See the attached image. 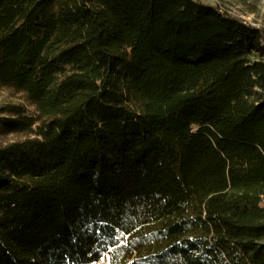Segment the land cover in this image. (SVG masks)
<instances>
[{
	"label": "trees",
	"instance_id": "obj_1",
	"mask_svg": "<svg viewBox=\"0 0 264 264\" xmlns=\"http://www.w3.org/2000/svg\"><path fill=\"white\" fill-rule=\"evenodd\" d=\"M0 264H264V31L201 0H0Z\"/></svg>",
	"mask_w": 264,
	"mask_h": 264
},
{
	"label": "rangeland",
	"instance_id": "obj_2",
	"mask_svg": "<svg viewBox=\"0 0 264 264\" xmlns=\"http://www.w3.org/2000/svg\"><path fill=\"white\" fill-rule=\"evenodd\" d=\"M218 6L245 22L260 27L264 31V0H201ZM7 102H23V97L16 92L0 87V104ZM24 136L6 135L0 137V143L4 144L10 141L22 140ZM95 264H99V261Z\"/></svg>",
	"mask_w": 264,
	"mask_h": 264
},
{
	"label": "built area",
	"instance_id": "obj_3",
	"mask_svg": "<svg viewBox=\"0 0 264 264\" xmlns=\"http://www.w3.org/2000/svg\"><path fill=\"white\" fill-rule=\"evenodd\" d=\"M99 264H108L106 256H104L103 259L99 260Z\"/></svg>",
	"mask_w": 264,
	"mask_h": 264
}]
</instances>
